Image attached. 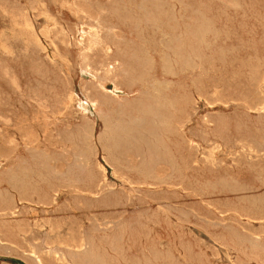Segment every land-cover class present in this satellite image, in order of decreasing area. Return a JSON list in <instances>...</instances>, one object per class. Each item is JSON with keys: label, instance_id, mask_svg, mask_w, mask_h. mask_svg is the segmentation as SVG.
Returning a JSON list of instances; mask_svg holds the SVG:
<instances>
[{"label": "rangeland", "instance_id": "rangeland-1", "mask_svg": "<svg viewBox=\"0 0 264 264\" xmlns=\"http://www.w3.org/2000/svg\"><path fill=\"white\" fill-rule=\"evenodd\" d=\"M239 1L0 0V264H264V0Z\"/></svg>", "mask_w": 264, "mask_h": 264}, {"label": "bare ground", "instance_id": "bare-ground-1", "mask_svg": "<svg viewBox=\"0 0 264 264\" xmlns=\"http://www.w3.org/2000/svg\"><path fill=\"white\" fill-rule=\"evenodd\" d=\"M72 1H73V0H72ZM148 1H149V0H148ZM229 1H231V0H229ZM243 1H244V0H243ZM234 2H235V1H234ZM234 2H233V3H234ZM238 2H240V1L238 0ZM245 2H246V1H245ZM249 2H250V1H249ZM249 2H248V3H249ZM68 3H69V2H68ZM233 3H232V4H233ZM235 3H236V4H239V3H237V2H235ZM246 3H247V2H246ZM35 4H36V3H35ZM38 4H39V3H38ZM64 4H65V2H64ZM236 4H235V5H236ZM251 4H252V3H251ZM69 5H70V4H69ZM79 5H80V4H79ZM245 5H246V4H245ZM67 6H68V4H67ZM230 6H231V5H230ZM236 6H237V5H236ZM238 6H239V5H238ZM42 7L44 8V5H43ZM73 7H74V6H73ZM39 9H40V8H39ZM73 9H74V8H73ZM231 9H233V6H232ZM250 9H252V8L250 7ZM4 10H5V9H4ZM37 10H38V9H37ZM45 10H46V9H45ZM74 10H75V9H74ZM76 10H77V8H76ZM76 10H75V11H76ZM81 10H82V9H81ZM78 11H79V9H78ZM41 12H42V10H41ZM45 12H46V11H45ZM82 13H83V12H82ZM246 13H247V12H246ZM250 13H251V12H250ZM250 13H249V14H250ZM76 14H77V13H76ZM162 14H163V13H162ZM44 15H45V14H44ZM44 15H43V16H44ZM48 15H49V14H48ZM84 15H85V14H84ZM246 15H247V14H246ZM250 15H251V14H250ZM50 16H51V15H50ZM251 16H252V15H251ZM251 16H250V17H251ZM46 17H47V16H46ZM48 17H49V16H48ZM51 17H52V16H51ZM85 17H87V16H85ZM258 17H259V16H258ZM261 17H262V16H261ZM259 18H260V17H259ZM20 19H21V18H20ZM49 19H50V18H49ZM247 19H248V17H247ZM21 20H22V19H21ZM51 20H53V19H51ZM55 20H56V19H54V21H55ZM83 20H84V19H83ZM89 20H90V19H89ZM97 20L99 21L100 19H97ZM24 21H25V20H24ZM54 21H53V22H54ZM98 21H97V22H98ZM260 21H262V20H260ZM53 22H52V24H53ZM97 22L95 21V23H97ZM99 22H100V21H99ZM132 22H133V20H132ZM26 23H27V22H26ZM26 23H25V24H26ZM255 23H256V22H255ZM104 24L106 25V23H104ZM198 24H199V23H198ZM201 24H202V23H201ZM256 24H257V23H256ZM256 24H254V25H256ZM263 24H264V23H263ZM22 25H23V24H22ZM60 25H61V24H60ZM95 25H97V24H95ZM202 25H203V24H202ZM25 26H27V25H25ZM198 26H200V25H198ZM17 27H18V26H17ZM255 27H256V26H255ZM261 27H263V26H261ZM25 28H26V27H25ZM58 28H59V27H58ZM96 28H98V26H97ZM100 28H101V27H100ZM28 29H30V28L28 27ZM28 29H27V32H28ZM52 29H53V28H52ZM54 29H55V28H54ZM60 29L62 30V28H60ZM110 29H111V27H110ZM249 29H250V28H249ZM262 29H263V28H262ZM91 30H93V29H91ZM103 30H104V29H103ZM252 30H253V29H252ZM62 31H63V30H62ZM62 31H61V32H62ZM100 31H101V30H100ZM104 31H105V30H104ZM107 31H109V30H107ZM247 31H248V30H247ZM247 31H246V32H247ZM250 31H251V30H250ZM47 33H48V32H47ZM47 33H46V34H47ZM62 33H64V32H62ZM92 33H94V32H92ZM20 34H21V33H20ZM88 35H89V34H88ZM90 35H92V34H90ZM93 35H94V34H93ZM97 35H98V34H97ZM100 35H101V33H100ZM102 35H103V34H102ZM247 35H248V34H247ZM21 36H22V35H21ZM248 36H250V34H249ZM87 37H88V36H86V38H87ZM97 37H98V36H97ZM103 37H104V36H103ZM91 38L95 39L93 36H92ZM91 38H90V39H91ZM99 38H100V37H99ZM250 38H253V37H250ZM254 38H255V37H254ZM100 39H101V38H100ZM102 39H103V38H102ZM102 39H101V40H102ZM261 39H262V38H261ZM29 40H30V39H29ZM91 40H92V39H91ZM255 40H256V39H255ZM35 41H36V39H35ZM85 41L87 42V39H85ZM99 41H100V40L98 39V42H99ZM256 41H257V40H256ZM84 43H85V42L83 41V44H84ZM90 43L92 44V42H90ZM106 43H107V42H106ZM254 43H255V42H254ZM256 43H257V42H256ZM256 43H255V44H256ZM87 44H88V45H85V44H84V45H85V46H90L89 43H87ZM102 44H103V43H102ZM247 44H248V42H247ZM256 45H257V44H256ZM85 46H84V47H85ZM94 46H95V45H94ZM243 46H244V45H243ZM254 46H255V45H254ZM78 47H79V46H78ZM88 48H89V47H88ZM92 48H94V47H92ZM95 48H96V47H95ZM262 49H263V48H262ZM85 50H86V49H85ZM87 52H88V50H87ZM92 52H93V50H92ZM90 54H91V53H90ZM88 56H89V55H88ZM255 57H256V56H255ZM260 57H261V56H260ZM260 57H259V58H260ZM88 58H89V57H88ZM256 58H257V57H256ZM90 59H91V58H90ZM248 60H249V59H248ZM257 60H258V59H257ZM89 61H90V60H89ZM254 61H255V60H254ZM258 61H259V60H258ZM260 62H261V61H260ZM263 62H264V61H263ZM70 65H71V64H70ZM254 65H255V64H254ZM260 66H261V65H260ZM70 68H71V67H70ZM255 69H256V68H255ZM248 70H249V69H248ZM249 71H250V70H249ZM253 72H254V71H253ZM255 72H256V71H255ZM8 75H9V74H8ZM10 75H11V73H10ZM13 75H14V74H13ZM109 75H111V74H109ZM14 76H15V75H14ZM105 77H106V76H105ZM105 77H104V79H105ZM107 77H108V76H107ZM225 77H226V76H225ZM253 77H254V76H253ZM255 77H256V76H255ZM12 78H13V77H12ZM228 78H229V77H228ZM104 79H103V80H104ZM111 79H112V77H111ZM114 79H115V78H114ZM231 79H232V78H231ZM14 80H15V79H14ZM107 80H108V79H107ZM17 81H18V79H17ZM112 81H114V80H112ZM225 81H226V80H225ZM12 82H13V81H12ZM15 82H16V81H15ZM229 83H230V82H229ZM244 83H245V82H244ZM18 84H19V83H18ZM113 84H114V83H113ZM15 85H16V84H15ZM117 85H119V84H117ZM263 85H264V84H263ZM223 86H224V85H223ZM17 87H18V86H17ZM19 87H20V86H19ZM116 87H118V86H116ZM119 87H120V85H119ZM119 87H118V88H119ZM248 87H249V86H248ZM259 88H260V87H259ZM261 89H262V88H261ZM116 90H117V89H116ZM119 90H120V88H119ZM260 91H261V90H260ZM73 92H74V90H73ZM256 92H257V91H256ZM83 93H84V92H83ZM214 93H217V92H214ZM230 93H231V92H230ZM256 94H257V93H256ZM263 94H264V93H263ZM33 95H34V93H33ZM41 95H42V94H41ZM75 95H76V94H75ZM86 95H87V94H86ZM213 95H214V94H213ZM242 95H243V94H242ZM155 96H156V95H155ZM157 96H158V95H157ZM208 96H209V95H208ZM215 96H216V95H215ZM226 96H227V95H226ZM38 97H39V96H38ZM38 97H36V98H38ZM40 97H41V96H40ZM85 97H86V96H85ZM89 97H90V96H89ZM210 97H211V96H210ZM212 97H214V96H212ZM231 97H232V96H231ZM87 98H88V97H87ZM258 98H259V97H258ZM40 99H41V98H40ZM69 99H70V98H69ZM69 99H68V100H69ZM88 99H90V98H88ZM154 99H155V97H154ZM156 99H157V98H156ZM161 99H162V97H161ZM203 100H204V99H203ZM33 101H35V100H33ZM160 101H163V100H160ZM218 101H219V100H218ZM220 101H221V100H220ZM253 101H254V100H253ZM38 102H39V101H38ZM38 102H37V103H38ZM158 102H159V99H158ZM158 102H157V103H158ZM258 102H259V101H258ZM35 103H36V102H35ZM160 103H162V102H160ZM163 103H164V102H163ZM216 103H217V102H216ZM228 103H229V102H228ZM38 104H39V103H38ZM207 104H208V103H207ZM218 104H221V103H218ZM222 104H223V103H222ZM232 104H233V102H232ZM254 104H255V103H254ZM263 104H264V103H263ZM40 105H42V104H40ZM81 105H82V104H81ZM154 105H155V104H154ZM154 105H153V106H154ZM165 105H166V104H165ZM256 105H257V103H256ZM86 106H88V105H86ZM94 106H95V105H94ZM157 106H158V104H157ZM162 106H163V104H162ZM207 106H208V105H207ZM209 106H210V104H209ZM214 106H216V105L214 104ZM214 106H212V107H214ZM229 106H230V105H229ZM263 106H264V105H263ZM37 107H38V106H37ZM91 107H92V106H91ZM32 108H33V107H32ZM34 108H35V107H34ZM92 108H93V107H92ZM94 108H96V107H94ZM167 108H168V107H167ZM248 108H249V107H248ZM262 108H263V107H262ZM262 108H261V109H262ZM23 109H24V108H23ZM41 109H42V108H41ZM43 109H44V108H43ZM48 109H49V108H48ZM51 109H52V108H51ZM51 109H50V110H51ZM71 109H72V108H71ZM85 109H87V108H85ZM85 109H84V110H85ZM96 109H98V108H96ZM170 109H171V107H170ZM170 109H168V110H170ZM37 110H38V109H37ZM69 110H70V109H69ZM79 110H80V109H79ZM93 111H94V109H93ZM95 111H96V110H95ZM155 111H156V110H155ZM161 111H162V110H161ZM246 111H247V110H246ZM249 111H250V110H249ZM257 111H258V109H257ZM27 112H28V111H27ZM50 112H51V111H50ZM50 112H49V113H50ZM52 112H53V111H52ZM73 112H75V111H73ZM86 112H88V111H86ZM259 112H260V111H259ZM41 113H43V112H41ZM178 113H180V112H178ZM256 113H257V112H256ZM260 113H261V112H260ZM39 114H40V113H39ZM45 114H46V113H45ZM47 114H48V113H47ZM181 114H182V113H181ZM258 114H259V113H258ZM102 116H103V115H102ZM182 116H183V115H182ZM103 117H104V116H103ZM71 118H72V117H71ZM183 118H184V117H183ZM206 118H208V117H206ZM100 119H101V118H100ZM178 119H179V118H178ZM3 120H4V119H3ZM48 120H49V119H48ZM55 120H56V119H55ZM67 120H68V119H67ZM108 120H109V119H108ZM108 120H107V121H108ZM6 121H7V120H6ZM6 121H5V123H6ZM32 122H33V121H32ZM36 122H37V121H36ZM53 122H55V121L53 120ZM179 122H181V121L179 120ZM179 122H178V123H179ZM211 122H212V121H211ZM49 123H50V122H49ZM55 123H56V122H55ZM106 123H108V122H106ZM206 123H207V122H206ZM7 124H8V123H7ZM29 124H30V123H29ZM46 126H47V125H46ZM179 126H180V125H179ZM44 127H45V126H44ZM109 127H110V125H109ZM226 127H227V126H226ZM226 127H225V128H226ZM48 128H50V127H48ZM48 128H46V129H48ZM57 128H58V127H57ZM179 128H180V127H179ZM15 129H16V128H15ZM32 129H33V128H32ZM109 129H110V128H109ZM181 129H182V128H181ZM227 129H228V128H227ZM243 129H244V128H243ZM257 129H259V128H257ZM263 129H264V128H263ZM21 130H22V129H21ZM39 130H40V129H39ZM42 130H43V129H42ZM59 130H60V129L58 128V131H59ZM106 130H107V129H106ZM240 130H241V129H240ZM0 131H2V130H0ZM18 131H19V130H18ZM72 132H73V131H72ZM83 132H85V131H83ZM260 132H261V131H260ZM18 133H19V132H18ZM28 133H29V132H28ZM58 133H59V132H58ZM76 133H79V132H76ZM85 133H86V132H85ZM85 133H83V134H85ZM62 134H63V133H62ZM81 134H82V133H81ZM1 135H2V133H1ZM69 135H70V134H68V135H66V136L68 137ZM79 135H80V134H79ZM87 135H88V134H87ZM2 136H3V135H2ZM28 136L30 137V135H28ZM28 136H26V138H28ZM33 136H34V135H33ZM46 136H47V135H46ZM63 136H64V135H63ZM70 136L72 137V133H71ZM74 136H75V134H74ZM76 136H77V135H76ZM81 136H82V135H81ZM263 136H264V134H263ZM38 137H40V134H39ZM60 137H61V136H60ZM71 137H70V138H71ZM88 137L90 138V136H88ZM255 137H256V136H255ZM36 138H37V137H35V138L33 137V139H36ZM244 138H245V137H244ZM2 139H4V137H3ZM40 139H41V138H40ZM53 139H54V138H53ZM77 139H78V138H77ZM262 139H263V138H262ZM24 140H26V139H24ZM66 140H68V139L66 138ZM69 140H70V139H69ZM74 140H75V139H73V141H74ZM83 140H84V139H83ZM249 140H251V139L249 138ZM29 141H31V139H30ZM38 141H39V138H38ZM59 141H60V140H59ZM70 141H71V140H70ZM75 141H76V140H75ZM87 141H89V140H87ZM242 141H243V140H242ZM13 142H14V141H13ZM36 142H37V141H36ZM36 142H35V144L38 143V142H37V143H36ZM67 142H69V141H67ZM76 142H77V141H76ZM90 142H91V139H90ZM90 142H89V143H90ZM11 143H12V142H11ZM11 143H10V144H11ZM24 143H26V142H24ZM40 143H41V142H40ZM74 143H75V142H74ZM84 143H85V142H84ZM86 143H87V142H86ZM243 143H246V142L244 141ZM243 143H242V144H243ZM256 143H257V142H256ZM260 143H261V142H260ZM7 144H8V143H7ZM69 144H71V143H69ZM90 144H91V143H90ZM242 144H241V145H242ZM247 144H250L249 141H248ZM258 144H259V143H258ZM263 144H264V143H263ZM11 145H12V144H11ZM33 145H34V144H33ZM37 145H38V144H37ZM71 145H72V144H71ZM75 145H76V144H75ZM79 145H80V144H79ZM79 145H78V146H79ZM82 145H83V144H82ZM26 146H28V145H26ZM69 146H70V145H69ZM83 146H85V145H83ZM197 146H198V145H197ZM212 146H213V145H212ZM222 146H223V145H222ZM251 146H252V145H251ZM253 146H255V145H253ZM253 146H252V147H253ZM24 147H25V146H24ZM43 147H44V146H43ZM81 147H82V146H81ZM220 147H221V146H220ZM252 147H250V148H252ZM255 147H256V146H255ZM262 147H263V146H262ZM262 147H261V148H262ZM35 148H37V147H35ZM95 148H96V147H95ZM250 148H249V149H250ZM78 149H79V148H78ZM78 149H77V150H78ZM210 149H211V148H210ZM244 149H245V148H244ZM35 150H36V149H35ZM68 150H70V149H68ZM80 150H81V149H80ZM80 150H79V151H80ZM219 150H221V149H219ZM262 150H263V149H262ZM28 151H29V150H28ZM82 151H83V150H82ZM85 151H86V150H85ZM90 151H91V150H90ZM95 151H96V150H95ZM201 151H202V150H201ZM254 151H255V150H254ZM34 152H35V151H34ZM40 152H41V151H40ZM42 152H44V151H42ZM87 152H88V151H87ZM91 152H92V151H91ZM212 152H213V151H212ZM215 152H216V151H215ZM217 152H218V151H217ZM245 152H246V151H245ZM69 153H70V152H69ZM72 153H73V152H72ZM82 153H86V152H82ZM97 153H98V152H97ZM243 153H244V152H243ZM246 153H247V152H246ZM252 153H253V152H252ZM33 154H35V153H33ZM42 154H43V153H42ZM88 154H89V153H88ZM90 154H91V153H90ZM93 154H94V153H93ZM253 154H254V153H253ZM257 154H258V153H257ZM257 154H256V155H257ZM39 155H41V154H39ZM54 155H55V154H54ZM75 155H76V154H75ZM80 155H82V154H80ZM84 155H85V154H84ZM86 155H87V154H86ZM209 155H210V153H209L207 156L209 157ZM212 155H213V154H212ZM218 155H219V154H218ZM249 155H250V154H249ZM258 155H259V154H258ZM263 155H264V153H263ZM48 156H49V155H48ZM52 156H53V155H52ZM77 156H78V154H77ZM91 156H92V155H91ZM30 157H31V156H30ZM33 157H34V156H33ZM45 157H46V156H45ZM55 157H56V156H55ZM55 157H54V158H55ZM164 157H165V156H164ZM214 157H215V156H214ZM255 157H256V156H255ZM261 157H262V156H261ZM49 158H50V156H49ZM51 158H52V157H51ZM51 158H50V159H51ZM72 158H73V157H72ZM82 158H83V157H82ZM216 158H217V155H216ZM216 158H215V159H216ZM31 159H32V158H31ZM35 159H36V157H35ZM35 159H33V160H35ZM47 159H48V158H47ZM50 159H48V160H50ZM77 159H79V158L77 157ZM162 159H163V158H162ZM166 159H167V158H166ZM261 159H262V158H261ZM23 160H24V159H23ZM25 160H26V159H25ZM39 160H40V158H39ZM41 160H42V158H41ZM55 160H58V159L55 158ZM84 160H85V159H84ZM96 160H97V159H96ZM159 160H160V159H159ZM168 160H169V159H168ZM258 160H259V159H258ZM27 161H28V160H27ZM36 161H37V160H36ZM52 161H53V160H52ZM79 161H80V160H79ZM166 161H167V160H166ZM216 161H217V160H216ZM216 161H215V162H216ZM41 162H42V161H41ZM43 162H44V160H43ZM43 162H42V163H43ZM46 162H47V161H46ZM49 162H51V161H49ZM54 162H55V161H54ZM54 162H53V163H54ZM94 162H95V161H94ZM107 162H109V161L107 160L106 163H107ZM163 162H165V161H163ZM215 162H214V163H215ZM21 163H22V162H21ZM32 163H34V162H32ZM56 163H57V162H56ZM56 163H55V164H56ZM78 163H79V162H78ZM83 163H84V162H83ZM83 163H82V165H83ZM22 164H23V163H22ZM29 164H30V163H29ZM36 164H37V162H36ZM39 164H40V166H41V163H39ZM45 164H46V163H45ZM85 164H86V163H85ZM92 164H93V163H92ZM107 164H108V163H107ZM27 165H28V164H27ZM31 165H32V164H30V166H31ZM48 165H50V164H47V167H48ZM60 165H61V164H60ZM82 165H81V166H82ZM157 165H158V164H157ZM163 165H164V164H163ZM170 165H171V164H170ZM16 166H17V165H16ZM38 166H39V165H38ZM98 166H99V165H98ZM98 166H97V169H98ZM158 166H159V165H158ZM178 166H179V165H178ZM180 166H181V165H180ZM11 167H12V166H11ZM20 167H21V165H20ZM27 167H28V166H27ZM32 167H33V166H32ZM32 167H31V169H32ZM45 167H46V166H45ZM49 167H50V166H49ZM54 167H55V166H54ZM54 167H52V168L54 169ZM65 167H66V166H65ZM93 167H94V166H93ZM110 167H111V165H110ZM170 167H171V166H170ZM13 168H14V167H13ZM13 168H12V170H13ZM18 168H19V167H18ZM22 168L24 169V166H23V165H22ZM22 168H21V169H22ZM52 168H51V169H52ZM56 168H57V167H56ZM83 168H84V166H83ZM156 168H157V166H156ZM10 169H11V168H10ZM15 169H17V168H15ZM19 169H20V168H19ZM19 169H18V170H19ZM25 169H26V167H25ZM31 169H30V170H31ZM39 169H40V168H39ZM42 169H43V168H42ZM45 169H47V168H45ZM53 169H52V171H54ZM113 169H114V168H113ZM18 170H17V171H18ZM30 170H29V171H30ZM33 170H34V169H33ZM35 170H36V169H35ZM43 170H44V169H43ZM114 170H116V169H114ZM163 170L166 171L167 169H166V170L163 169ZM168 170H169V169H168ZM20 171H21V170H19V172H20ZM22 171H23V170H22ZM36 171H37V170H36ZM41 171H42V170H41ZM102 171H103V169H102ZM6 172H7V171H6ZM13 172H14V171H13ZM24 172H25V171H24ZM26 172H27V171H26ZM33 172H34V171H33ZM33 172H32V173H33ZM44 172H45V170H44ZM50 172H51V171H50ZM65 172H66V171H65ZM105 172H106V171H105ZM3 173H4V172H3ZM3 173H2V174H3ZM9 173H10V172H8V175H9ZM54 173H55V172H54ZM56 173H57V172H56ZM63 173H64V172H63ZM100 173H101V172H100ZM113 173H114V172H113ZM20 174H21V172H20ZM37 174H38V173H37ZM43 174H44V173H43ZM51 174H52V173H51ZM117 174H118V173H117ZM0 175H1V174H0ZM4 175L6 176L7 174L4 173V174H3V177H4ZM8 175H7V176H8ZM10 175H11V178H10L11 183L9 182V183L11 184L10 186H11L13 189H18V190L20 191V190L22 189L21 175H19L17 172H16V173H12V174H10ZM24 175H25V173H24ZM29 175H30V172H29ZM52 176H53V175H52ZM54 176H56V175H54ZM103 176H104V175H103ZM114 176H115V175H114ZM116 176H117V175H116ZM1 177H2V176H1ZM24 177H25V176H24ZM30 177H31V176H30ZM33 177H34V176H33ZM40 177H42V176H40ZM40 177H39V178H40ZM106 177H107V176H106ZM119 177H120V176H119ZM25 178H26V177H25ZM31 178H32V177H31ZM37 178H38V177H37ZM71 178H72V177H71ZM114 178H115V177H114ZM121 178H122V177H121ZM6 179H7V181H8V178H6ZM27 179H29V178H27ZM41 179H42V178H41ZM41 179H40V180H41ZM69 179H70V178H69ZM115 179H116V178H115ZM122 179H123V178H122ZM32 180H33V178H32ZM32 180L30 181V183L32 182ZM36 180H37V179H36ZM47 180H48V179H47ZM50 180H51V179H50ZM74 180H75V179H74ZM74 180H73V181H74ZM116 180H119V179L117 178ZM5 181H6V180H5ZM26 181H27V180H25V182H26ZM33 181H34V180H33ZM37 181H38V180H37ZM103 181H104V180H103ZM127 181H128V180H127ZM0 182H1V181H0ZM28 182H29V181H28ZM50 182H53V180H52V181H49V184H50ZM54 182H55V181H54ZM54 182H53V183H54ZM67 182H68V181H67ZM78 182H79V181H78ZM120 182H121V180H120ZM125 182H126V180H125ZM3 183H5V182H3ZM41 183H42V180H41ZM44 183H45V182H44ZM55 183H56V182H55ZM73 183H74V182H73ZM122 183H123V181H122ZM130 183H131V182H130ZM0 184H2V183H0ZM6 184H7V183H6ZM56 184H57V183H56ZM68 184H70V183L68 182ZM75 184H76V183H75ZM104 184H105V183H104ZM183 184H184V183H183ZM24 185H25V184H24ZM27 185H28V184H27ZM31 185H32V184H31ZM50 185H51V184H50ZM62 185H63V184H62ZM73 185H74V184H73ZM73 185H72V186H73ZM77 185H78V184H77ZM7 186H8V185H7ZM58 186H59V185H58ZM78 186H79V185H78ZM1 187H2V185H1ZM24 187H25V186H24ZM29 187H31V186L29 185ZM33 187H35V186H33ZM33 187H32V188H33ZM52 187H53V186H52ZM61 187H62V186H61ZM65 187H66V186H65ZM69 187H70V186H69ZM69 187H68V188H69ZM74 187H75V186H74ZM104 187H105V185H104ZM262 187H263V186H262ZM26 188H27V186H26ZM70 188H71V187H70ZM108 188H109V187H108ZM174 188H175V187H174ZM263 188H264V187H263ZM23 189H24V188H23ZM27 189H28V188H27ZM29 189H30V188H29ZM49 189H50V188H49ZM54 189H55V188H54ZM63 189H65V188H63ZM79 189H80V188H79ZM79 189H78V190H79ZM105 189H106V188H105ZM8 190H9V189H8ZM18 190H17V191H18ZM24 190H25V189H24ZM35 190H37V188H36ZM35 190H33V191H35ZM41 190H42V188H41ZM51 190H52V189H51ZM252 190H253V189H252ZM254 190H255V189H254ZM0 191H1V190H0ZM5 191H6V190H5ZM15 191H16V190H15ZM17 191H16V193H17ZM29 191H31V190H29ZM54 191H55V190H54ZM180 191H181V190H180ZM231 191H232V190H231ZM231 191H230V192H231ZM235 191H236V190H234V192H235ZM238 191H239V190H238ZM250 191H251V189H250ZM250 191H249V192H250ZM257 191H258V190H257ZM20 192H22V191H20ZM24 192H25V191H24ZM35 192H37V191H35ZM82 192H83V191H82ZM221 192H222V191H221ZM241 192H242V191H241ZM251 192H252V191H251ZM253 192H254V191H253ZM26 193H27V192H26ZM37 193H38V192H37ZM49 193H50V192H49ZM61 193H62V192H61ZM65 193H66V192H65ZM90 193H92V192H90ZM104 193H105V192H104ZM196 193H197V192H195V194H196ZM223 193H224V191H223ZM226 193H227V192H226ZM244 193H246V192L244 191ZM259 193H260V192H259ZM0 194H1V193H0ZM2 194H3V193H2ZM21 194H22V193H21ZM50 194H51V193H50ZM190 194H191V193H190ZM195 194H194V195H195ZM199 194H201V193H199ZM231 194H233V192H231ZM252 194H253V193H252ZM11 195H12V194H10V196H11ZM17 195H18V194H17ZM22 195H24V194H22ZM105 195H106V194H105ZM105 195H104V196H105ZM10 196H9V198H10ZM203 196H204V195H203ZM214 196H215V195H214ZM235 196H236V195H235ZM17 197H18V196H17ZM75 197H76V196H75ZM5 198H6V197H5ZM7 198H8V197H7ZM11 198L14 199V196L11 197ZM19 198H22V196H19ZM24 198H26V197H24ZM0 199H2V198H0ZM27 199H28V198H27ZM39 199H40V198H39ZM4 200H5V199H4ZM21 200L23 201V199H21ZM37 200H38V199H37ZM203 200H204V199H203ZM7 201H8V200H7ZM13 201H14V200H13ZM40 201H41V200H40ZM51 201H52V200H51ZM56 201H57V200H56ZM56 201H54V202L56 203ZM1 202H2V201H1ZM9 202H10V199H9ZM14 202H15V201H14ZM16 202H17V201H16ZM19 202H20V201H19ZM34 202H35V201H34ZM4 203H5V202H4ZM42 203H43V202H42ZM258 203H259V202H258ZM262 203H263V202H260L259 204H261V205H259V206H262ZM33 204H34V203H33ZM37 204H38V203H37ZM1 205H2V203H1ZM57 205H58V204H57ZM257 205H258V204H257ZM5 206H7V203H6ZM9 206H10V205H9ZM16 206H17V204H16ZM36 206H37V205H36ZM52 206H53V205H52ZM254 206H255V204H254ZM263 206H264V205H263ZM0 207H1V206H0ZM37 207H38V206H37ZM46 207H47V206H46ZM48 207H49V206H48ZM252 207H253V206H252ZM255 207H257V206H255ZM7 208H8V207H7ZM21 208H22V207H21ZM67 208H68V207H67ZM67 208H66V209H67ZM74 208H75V207H74ZM0 209H2V208H0ZM5 209H6V208H5ZM15 209H16V208H15ZM3 210H4V209H3ZM3 210H2V211H3ZM243 210H244V209H243ZM245 210H246V209H245ZM10 211H11V210H10ZM12 211H13V209H12ZM44 211H45V210H44ZM52 211H53V210H52ZM54 211H55V210H54ZM247 211H248V210H247ZM255 211H256V210H255ZM259 211H260V210H259ZM0 212H1V211H0ZM14 212H15V211H14ZM236 212H237V211H236ZM245 212H246V211H245ZM253 212H254V210H253ZM260 212H261V211H260ZM262 212L264 213L263 210H262ZM230 213H231V212H230ZM243 213H244V212H243ZM263 213H262V214H263ZM23 214H24V213H23ZM23 214H22V215H23ZM25 214H26V213H25ZM36 214H38V213H36ZM236 214H237V213H236ZM238 214H239V213H238ZM248 214H249V213H248ZM255 214H256V213H255ZM260 214H261V213H260ZM249 215H250V214H249ZM253 215H254V214H253ZM257 215H258V214H257ZM257 215H256V216H257ZM11 216H12V215H11ZM234 216H235V215H234ZM234 216H233V217H234ZM243 216H244V215H242V217H243ZM250 216H251V215H250ZM248 217H249V216H248ZM263 217H264V216H263ZM235 218H236V217H235ZM239 219H240V218H239ZM250 220H251V219H250ZM49 222H50V221H49ZM49 225H50V224H49ZM68 225H69V224H68ZM261 225H262V224H261ZM46 226H47V225H46ZM81 226H82V225H81ZM20 227H21V226H20ZM44 228H45V227H44ZM49 228H50V227H49ZM82 228H83V226H82ZM33 229H34V228H33ZM243 229H244V228H243ZM6 230H7V229H6ZM51 230H52V229H51ZM67 230H68V229H67ZM82 230H83V229H82ZM9 231H10V230H9ZM80 231H81V230H80ZM83 231H84V230H83ZM243 231H244V230H243ZM63 232H66V231H63ZM31 233H32V232H31ZM85 233H86V232H85ZM243 233H244V232H243ZM245 233H247V232H245ZM29 234H30V233H29ZM80 234H81V233H80ZM247 234H248V233H247ZM47 235H48V234H47ZM83 235H84V234H83ZM90 235H91V234H90ZM58 236H59V235H58ZM80 236H81V235H80ZM244 236H245V235H244ZM252 236H253V235H252ZM9 237H10V236H9ZM14 237H15V236H14ZM24 237H25V236H24ZM54 237H55V236H54ZM96 237H97V236H96ZM99 237H100V236H99ZM120 237H121V235H120ZM120 237H119V236L114 237V239H112V241H111V244L113 245V247H114L116 250H117V249H118V250L120 249V248H119V247H120V244H119V243H120V240H121ZM51 238H52V237H51ZM71 238H72V237H71ZM91 238H92V237H91ZM103 238H104V236L101 237V239H103ZM247 238H249V237H247ZM261 238H263V237H261ZM88 239H89V238H88ZM93 239H94V238H93ZM104 239H105V238H104ZM245 239H246V238H245ZM14 240H15V239H14ZM47 240H48V238H47ZM59 240H60V239H59ZM72 240H73V239H72ZM90 240H92V239H90ZM96 240H97V239H96ZM109 240H110V239H109ZM260 240H261V239H260ZM43 241H44V240H43ZM73 241H74V240H73ZM73 241H71V242H73ZM75 241H76V240H75ZM93 241H94V240H93ZM93 241H92V243H91V242H88V243H91V246H90L91 250H90V253H89V254H90V257H89L90 260L87 258V259L89 260L88 262H90V263L100 262V264H103V263L107 262V258H106V256L100 254V252L97 250V247H96V244H95L96 241H95V242H93ZM100 241L102 242V240H100ZM104 241H105V240H104ZM106 241H107V240H106ZM252 241H253V240H252ZM6 242H7V241H6ZM9 242H10V241H9ZM24 242H25V241H24ZM61 242H62V239H61ZM61 242H60V243H61ZM256 242H257V241H256ZM0 243H1V242H0ZM3 243H4V242H3ZM25 243H26V242H25ZM33 243H34V242H33ZM41 243H42V242H41ZM63 243H64V242H63ZM22 244H23V243H22ZM34 244H35V243H34ZM43 244H44V242H43ZM46 244H48V243H46ZM55 244H56V243H55ZM65 244H66V243H65ZM101 244H103V242H102ZM104 244H105V243H104ZM217 244H218V243H217ZM257 244H258V243H257ZM29 245H30V244H29ZM29 245H28V246H29ZM56 245H57V244H56ZM59 245H60V244H59ZM62 245H63V247H64V246H66L67 244H66V245L62 244ZM82 245H83V243H82ZM112 245H111V246H112ZM0 246H1V244H0ZM6 246H7V245H6ZM12 246H13V245H12ZM24 246H25V245H24ZM30 246H31V245H30ZM30 246H29V247H30ZM43 246H44V245H43ZM57 246H58V245H57ZM87 246H88V245H87ZM105 246H107V245H105ZM221 246H222V245H221ZM252 246H253V245H252ZM10 247H11V246H10ZM68 247H69V246H68ZM68 247H67V248H68ZM75 247H76V246H75ZM75 247H74V248H75ZM80 247H81V245H80ZM83 247H84V246H83ZM83 247H82V248H83ZM108 247H109V244H108ZM250 247H251V246H250ZM7 248H8V247H7ZM30 248H31V247H30ZM47 248H48V247H47ZM82 248H81V249H82ZM87 248H88V247H87ZM110 248H111V247H109V249H110ZM121 248H122V247H121ZM229 248H230V246H229ZM253 248H254V249L264 250V245H254ZM0 249H4V247L2 248V246H1ZM11 249H13V248H11ZM31 249H32V248H31ZM41 249H42V248H41ZM65 249H66V248H65ZM76 249H77V248H76ZM84 249H85V248H84ZM101 249H102V247H101ZM48 250H49V249H48ZM51 250H52V249H51ZM60 250H61V249H60ZM60 250H59V251H60ZM63 250H64V249H63ZM67 250H68V249H67ZM77 250H78V249H77ZM85 250H86V249H85ZM111 250H113V249H111ZM121 250H122V249H121ZM121 250H120V251H121ZM16 251H17V250H16ZM31 251H32V250H31ZM102 251H103V250H102ZM105 251H107V250L105 249ZM109 251H110V250H109ZM251 251H252V250H251ZM32 252H34V251H32ZM45 252H46V251H45ZM48 252H49V251H48ZM56 252H57V251H56ZM63 252H64V251H63ZM63 252H60V253H63ZM83 252H84V251H83ZM88 252H89V251H88ZM114 252H116V251H114ZM121 252H122V251H121ZM233 252H234V251H233ZM22 253H24V252H22ZM28 253H29V252H28ZM69 253H70V252H69ZM103 253H104V252H103ZM236 253H237V252H236ZM247 253H248V252H247ZM258 253H259V252H258ZM19 254H20V253H19ZM35 254H36V253H35ZM51 254H52V253H51ZM65 254L67 255L66 252H65ZM87 254H88V253H87ZM105 254H106V253H105ZM111 254H112V253H111ZM115 254H116V253H115ZM118 254H119V253H118ZM118 254H117V257H118ZM245 254H246V253H245ZM250 254H251V253H250ZM17 255H18V253H17ZM21 255H22V254H21ZM37 255H38V254H37ZM37 255H35V256L33 255V256H34V259H35L39 264H43L42 261H43L44 259L41 260V258H40L39 256H37ZM44 255H45V254H44ZM52 255H53V254H52ZM57 255H58V254H57ZM62 255H63V254H62ZM77 255H78V254H77ZM85 255H86V254H85ZM108 255H109V254H108ZM121 255H122V254H121ZM257 255H258V254H257ZM22 256H23V255H22ZM26 256H27V255H26ZM49 256H51V255H49ZM54 256H55V255H54ZM68 256H69V255H68ZM73 256H75V255H73ZM78 256H79V255H78ZM88 256H89V255H88ZM115 256H116V255H115ZM223 256H224V255H223ZM227 256H228V255H227ZM18 257H19V256H18ZM23 257H24V256H23ZM23 257H22V260L24 259ZM27 257H28V256H27ZM27 257H26V258H27ZM31 257H32V256H31ZM110 257H111V256H110ZM121 257H122V256H121ZM224 257H225V256H224ZM255 257H256V256H255ZM261 257H262V256H261ZM28 258H29V257H28ZM42 258H43V257H42ZM79 258H81V257H79ZM119 258H120V257H119ZM147 258H148V257H147ZM227 258H229V257H227ZM248 258H249V257H248ZM253 258H254V257H253ZM253 258H252V259H253ZM258 258H260V256H259ZM31 259H32V258H31ZM34 259H33L32 261H34ZM68 259H69V258H68ZM75 259H77V258H75ZM75 259H74V261H77V260H75ZM111 259H112V258H111ZM115 259H116V258H115ZM229 259H230V258H229ZM27 260H30V259H27ZM72 260H73V259H72ZM149 260H150V259H149ZM245 260H246V259H245ZM25 261H26V260H25ZM30 261H31V260H30ZM61 261H62V260H61ZM74 261H73V262H74ZM79 261H80V260H79ZM109 261H110V259L108 260V262H109ZM116 261H117V260H116ZM132 261H133V260H131V262H132ZM134 261H135V260H134ZM145 261H146V260H145ZM147 261H148V259H147ZM254 261H255V260H254ZM260 261H261V259H260ZM34 262H35V261H34ZM59 262H60V261H59ZM65 262H66V260H64V263H65ZM113 262H114V261H113ZM122 262H124V261H122ZM28 263H29V262H28ZM57 263H58V262H57ZM66 263H67V262H66ZM78 263H79V262H78ZM117 263L119 264V261H118ZM151 263H152V262H151ZM262 263H264V256H263V259H262ZM29 264H30V263H29ZM31 264H32V263H31ZM51 264H52V263H51ZM68 264H69V263H68ZM74 264H76V263H74ZM81 264H82V263H81ZM105 264H106V263H105ZM109 264H111V263H109ZM132 264H133V263H132ZM134 264H135V262H134ZM145 264H146V262H145Z\"/></svg>", "mask_w": 264, "mask_h": 264}]
</instances>
